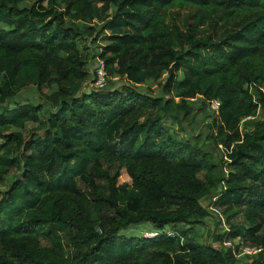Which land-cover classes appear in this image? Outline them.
I'll return each mask as SVG.
<instances>
[{"label": "trees", "instance_id": "1", "mask_svg": "<svg viewBox=\"0 0 264 264\" xmlns=\"http://www.w3.org/2000/svg\"><path fill=\"white\" fill-rule=\"evenodd\" d=\"M0 264H264V0H0Z\"/></svg>", "mask_w": 264, "mask_h": 264}, {"label": "rangeland", "instance_id": "2", "mask_svg": "<svg viewBox=\"0 0 264 264\" xmlns=\"http://www.w3.org/2000/svg\"><path fill=\"white\" fill-rule=\"evenodd\" d=\"M93 48V47H92ZM93 52H96V49H93ZM96 63L92 64V66L90 67L91 69V74H93V70L95 71L96 68ZM117 83H119L118 81H116ZM123 82H121L118 86L120 87L122 85ZM155 89L157 95L161 94V91L158 90V88H156L155 83L150 82L147 83L143 86L138 87V89L144 93H148L149 90L151 89ZM158 90V91H157ZM37 95L33 93V91L31 90H26L24 92H22L17 100H36L38 103H41L40 99L36 98ZM192 105L194 106V111L195 114H197L193 124H195L197 130L194 131V133L196 134V132H206L207 129L205 128V124L203 123V119L205 117H207V115L211 114V110L210 107H204L203 105H201V102L199 100H194ZM260 114L257 115L255 118H250L252 120L256 119V118H260L263 116L262 112H259ZM248 119V120H250ZM206 123V121H205ZM124 183H128L131 184V178L127 175V173L125 171L122 172V175L119 178V184H124ZM204 206L208 207L211 211V216L206 220V224L202 227L200 232L204 233V242H211L212 244H214L213 242V238L212 235L215 233H225L226 231H228V226L226 225V218L224 217V215H222L219 211L215 210L213 207V203L210 200H206L203 202ZM151 230H148L146 227L143 228L142 230V234L145 233H151ZM140 233V232H138ZM238 242V241H237ZM215 247H218L217 244H214ZM246 248H251V247H246ZM244 248V249H246ZM242 256H244V253L242 254ZM241 258H244L242 257Z\"/></svg>", "mask_w": 264, "mask_h": 264}, {"label": "built area", "instance_id": "3", "mask_svg": "<svg viewBox=\"0 0 264 264\" xmlns=\"http://www.w3.org/2000/svg\"><path fill=\"white\" fill-rule=\"evenodd\" d=\"M95 73L97 77L95 85L98 89L102 90L107 85V76H108L104 61L99 60L98 65L96 66V69H95ZM209 107L212 112H215L220 108V102L217 100L210 101ZM168 235H172V234L168 233ZM145 236L154 238L158 236V233L152 231L151 233H145ZM259 251L260 250L256 248L244 249V253L246 254H255V253H258Z\"/></svg>", "mask_w": 264, "mask_h": 264}]
</instances>
